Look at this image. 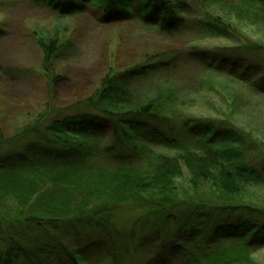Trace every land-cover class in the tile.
<instances>
[{"label":"trees","instance_id":"1","mask_svg":"<svg viewBox=\"0 0 264 264\" xmlns=\"http://www.w3.org/2000/svg\"><path fill=\"white\" fill-rule=\"evenodd\" d=\"M27 1L58 18L90 13L103 25L135 22L161 35L189 31L203 38L229 41L236 33L233 21H229L233 17L241 22L264 15V0ZM216 8L224 11L225 17L213 13ZM64 37L52 34L45 40L43 35L38 39L48 88L62 80L53 71L52 62L72 49ZM250 50L264 52L258 47ZM203 51H189L183 60L200 65L209 77L226 78L264 96V71L253 68L252 63H232ZM177 55L171 52L157 61L145 59L122 68L109 64L107 73L87 97L62 109L47 98L15 135L2 133L0 123V196L14 203V218L4 222L8 223L7 230L20 223L18 226L35 235L31 247L16 237L1 240L0 264H26L19 251L26 253L30 264H89L95 252L115 259L118 249L110 217L126 205L135 209L149 206L166 214L162 216L178 227L173 236L183 239L206 264L251 262L252 247L257 249L256 244L262 242L257 235L264 225L256 226L258 219L232 223L238 206L216 211L206 202L186 204L176 193V179L183 171L189 175L188 186L195 198L205 190L218 196L214 198L233 199L245 196L250 188L264 189V167L250 163L246 147L251 145L244 132L227 125L215 128L190 121L176 127L167 120L174 90L158 86L151 93H141L142 86L176 66ZM0 72L8 78L18 74L12 68ZM205 85L214 88L208 82ZM23 140L33 144L22 151L7 152L13 142ZM186 205L188 209L184 210ZM244 207L245 211L252 210ZM175 209L182 212L180 218L168 215ZM219 216L226 221L219 222ZM260 217L264 224V215L258 214ZM64 223L69 228L66 235L58 233ZM84 224L99 230L97 238L79 233L77 238L74 233ZM102 230L111 232L103 234ZM48 231L52 235L42 242ZM155 231L157 239L159 232ZM168 239L171 237L165 241Z\"/></svg>","mask_w":264,"mask_h":264},{"label":"rangeland","instance_id":"2","mask_svg":"<svg viewBox=\"0 0 264 264\" xmlns=\"http://www.w3.org/2000/svg\"><path fill=\"white\" fill-rule=\"evenodd\" d=\"M213 13L225 17V12L217 8ZM233 19L229 21H233L231 24L236 28V33L231 41L203 38L189 31L177 36H166L135 22L103 25L90 13L58 18L27 0H0V69L12 68L18 73L8 78L0 72L2 133L15 135L21 132L28 123L27 118L38 110L39 105H44L47 98L51 99V105L55 104V107L62 109L87 97L105 76L109 64L122 68L145 59L157 61L164 54L178 52L176 66L142 86L141 93H151L158 86L174 90V98L170 101L172 103L169 102L172 105L167 108L171 116L167 120L176 127L190 121L207 123L215 128L220 124L227 125L244 132V138L252 146L246 147L249 150V161L262 169L264 96H257L226 78L209 77L200 65L183 60L189 51L197 53L204 50L210 56L219 55L237 64L252 63L253 68L264 71V52L250 50V47L264 48V15L256 19L247 17L241 22ZM52 34L65 36L72 49L52 62L53 71L62 80L60 84L48 88L47 73L42 68L44 56L38 39L43 35L45 40ZM205 82L213 84L214 88L206 86ZM13 143L7 147V152L22 151L26 145L33 144L30 140ZM188 177V173L183 171L181 178L176 179V193L184 203L206 202L208 207L213 210L216 208V211L234 204L240 210L232 216V223L240 219H258L254 220L256 226L264 225L263 217L257 218L258 214L264 215L263 188H250L245 196L233 199L223 196L214 198L216 195H211V190H205L201 197L195 198L188 186ZM13 204L0 196V215H3L0 218V241L16 237L22 239L23 245L31 247L34 245L31 239L35 235L18 226L20 223L10 230L6 228L8 223L4 221L14 218ZM245 205L252 210L245 211ZM187 207L184 206V210ZM153 209L149 206L135 209L126 205L115 217H110L117 256L113 259L95 252V259L89 264H206L183 239L173 236L177 224L162 216L166 214L157 213ZM168 213L175 218H180L182 214L176 209ZM225 219L224 216L217 217L219 222H225ZM63 225L59 227L58 233L69 234V228L65 223ZM155 230L159 232L157 239ZM101 232L108 234L111 231ZM78 233L91 238L96 237L99 230L93 225L84 224L78 226L74 233L79 239ZM49 235L52 233L48 231L42 242H46ZM257 236L262 240L259 245L264 244V226ZM166 237H171V240L165 241ZM71 243L73 247L76 246V242ZM108 244L110 247L111 243ZM256 245L257 249L252 247L249 264H264V246ZM19 255L26 264H30L24 251H19Z\"/></svg>","mask_w":264,"mask_h":264}]
</instances>
